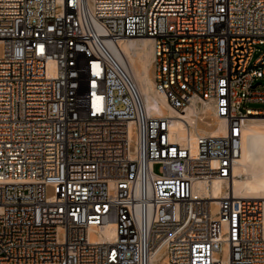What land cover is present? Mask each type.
I'll return each instance as SVG.
<instances>
[{"label":"built area","instance_id":"1","mask_svg":"<svg viewBox=\"0 0 264 264\" xmlns=\"http://www.w3.org/2000/svg\"><path fill=\"white\" fill-rule=\"evenodd\" d=\"M127 38L226 133L172 139L108 48ZM258 45L264 0H0V264H264V202L213 191L264 120Z\"/></svg>","mask_w":264,"mask_h":264},{"label":"bare ground","instance_id":"2","mask_svg":"<svg viewBox=\"0 0 264 264\" xmlns=\"http://www.w3.org/2000/svg\"><path fill=\"white\" fill-rule=\"evenodd\" d=\"M108 48L133 77L148 114L171 118L172 139L183 142L189 133L192 140L197 133L213 137L226 133L224 120L215 115L210 103L195 100L184 113H180L156 92L153 76L154 50L150 38H127L120 40L118 44L108 42ZM225 187H229L236 198H257L264 202V120L248 119L246 122L243 128L242 156L235 166L233 178L229 182L225 179L216 181L213 189L215 196H220ZM103 234L104 236L93 239H112L113 226L106 225ZM154 259L159 260L160 257Z\"/></svg>","mask_w":264,"mask_h":264},{"label":"rangeland","instance_id":"3","mask_svg":"<svg viewBox=\"0 0 264 264\" xmlns=\"http://www.w3.org/2000/svg\"><path fill=\"white\" fill-rule=\"evenodd\" d=\"M262 53H264V45H258L256 46V49H255V52H254V55H253V58H252V61L255 60L258 56H260ZM262 82V88L264 89V79L261 80ZM250 107H254V108H264V104L263 103H249L248 104ZM209 120V119H208ZM204 125H205V122L203 121L202 122ZM154 170L156 172L159 171V166L156 165L154 167Z\"/></svg>","mask_w":264,"mask_h":264}]
</instances>
